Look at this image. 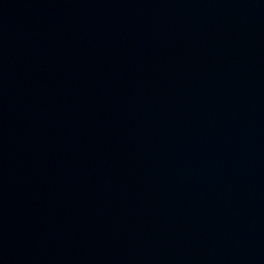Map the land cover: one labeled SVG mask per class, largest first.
<instances>
[{"label": "water", "instance_id": "water-1", "mask_svg": "<svg viewBox=\"0 0 264 264\" xmlns=\"http://www.w3.org/2000/svg\"><path fill=\"white\" fill-rule=\"evenodd\" d=\"M0 264H264V0H0Z\"/></svg>", "mask_w": 264, "mask_h": 264}]
</instances>
